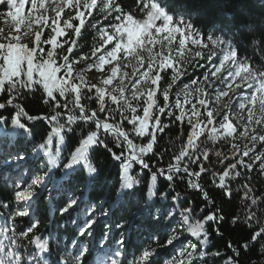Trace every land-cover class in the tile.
Wrapping results in <instances>:
<instances>
[{"label":"snow or ice","instance_id":"obj_1","mask_svg":"<svg viewBox=\"0 0 264 264\" xmlns=\"http://www.w3.org/2000/svg\"><path fill=\"white\" fill-rule=\"evenodd\" d=\"M0 6V133L22 138L14 152L5 146L4 163L24 161L15 163L17 208L0 225V264H98V257L107 264H208L209 256L221 258V252L207 249V226L216 225L213 231L222 236L224 215L219 209L204 213L201 207L199 212L204 214L197 218L192 202L173 187L176 179L186 176L187 187L206 204L215 205L209 189L200 183L206 174L228 200L233 197L231 182L244 177L245 210L242 217L234 214L231 223L242 220L250 228L255 226L246 242H227L232 255L223 257V264H240L241 249L247 251L257 243L264 251V194H254L249 176L253 171L264 176V59L257 61L242 49V41L247 40L254 54L258 50L264 57V17L245 20L236 31L220 29L222 34L216 35L186 18L197 11L192 0L186 7L176 0H134L128 7L121 0H0ZM94 15L113 22L102 27L99 21L89 23ZM86 26L97 29L100 43L81 53L79 42ZM193 66L205 69L203 74L185 80ZM90 72L97 73L95 82L87 75ZM37 92L50 108L47 115L26 110L24 101ZM90 101L95 107H89ZM10 109L14 111L9 120L3 112ZM165 116L169 123L162 122ZM36 120L46 121L49 129L39 142L33 140L35 156L26 158L19 149L33 136L31 122ZM6 122L16 131L8 133ZM171 123L181 127L186 123L189 130L178 149L165 150L170 151V160L162 165L157 137ZM108 137L119 152L109 147ZM220 142L231 151L214 150ZM99 147L120 162L119 182L110 193L115 196L113 207L124 209L131 190L140 184L129 174L134 164L149 171V199L156 195L158 177L169 182V191L159 193L162 207L149 203L132 213L131 219L115 223L122 235L147 228L146 244L131 261L123 239L103 247L112 225L92 250L81 242L74 251L63 249L53 260L49 240L38 234L40 221L30 219L27 229L17 233L15 217L29 216L28 209L49 191L50 184L68 196L58 211L69 213L79 199L73 184L86 179L87 187L99 180L100 169L93 162ZM212 155L223 165L220 171L209 172ZM36 156H42L45 164L36 166ZM153 158L157 165L150 163ZM57 169L63 171L58 178ZM169 198L171 204L166 203ZM0 207L8 208V203L0 201ZM100 214L110 213L101 207ZM138 217H144L143 224H136ZM96 223L95 218L85 221L79 235L91 236ZM181 232L187 233L183 240ZM114 244L118 247L112 251Z\"/></svg>","mask_w":264,"mask_h":264},{"label":"trees","instance_id":"obj_2","mask_svg":"<svg viewBox=\"0 0 264 264\" xmlns=\"http://www.w3.org/2000/svg\"><path fill=\"white\" fill-rule=\"evenodd\" d=\"M176 2L182 7H186L188 0H176ZM192 2L197 11H194L191 17L186 18H190L191 21L205 33L213 32L216 35H221L222 33L219 31L220 29H223L225 33L228 32L229 29L236 31L237 24L243 23L245 20L259 21L264 17V0H192ZM121 3L128 7L133 5L134 0H121ZM96 21H99L101 27L113 22L111 18L103 20L102 16L94 15L89 23ZM96 32L97 29L86 26L79 42L78 50L81 53L90 52L93 45H98L100 43ZM242 49H247L244 54L253 56L257 61L264 59V57H261L258 50H256L254 54L253 48L248 44L247 40L242 41ZM200 63H204V61H200ZM204 70L205 69L203 68L195 66L191 67L189 69V75L185 77V80L191 79L193 76H201ZM166 82L167 77L165 78V81L161 82L162 87ZM174 91L175 89L173 92ZM24 104L26 110L29 111L31 115L42 116L47 115L50 112L49 106L42 103L41 93L39 92L29 94V98L24 101ZM88 104L89 107H95V103L92 101L88 102ZM13 111L14 110L12 109L4 111L3 115L10 120ZM161 119L163 123L170 122L167 116L162 117ZM31 127L33 129V136L28 137L27 142L19 149L24 153L26 158L35 156L31 151L33 140L39 142L49 129V125L44 120L31 122ZM88 127H90V125L85 126V130ZM188 130L186 123L183 127L178 123H171V126L165 129L163 134H158L157 148L161 150L164 156V159L159 161V164L166 165L169 162L170 151L165 150L178 149ZM6 131L12 133L16 130H14L10 123H7ZM79 135H81V132L79 128H77L75 136L79 137ZM0 139H3L5 143L4 147L0 148L4 149L0 154V161L4 159L5 146H7L8 150L14 152L17 150L16 145L22 143L21 137H5L2 133H0ZM137 142L144 141L137 138ZM107 143L114 151H120V149L115 147V141L111 137L107 138ZM53 147H55V143ZM221 149L227 152L231 151L224 148L223 142L214 146V150ZM93 155V162L97 165L98 169H100L99 180L95 184H89L87 187L86 179H78L73 184V192L75 196L79 198L75 208L70 209L69 213L61 215L58 209L66 203L68 196L64 192L57 193L50 184L48 186L49 191L43 192L39 201L29 208V216L15 217L14 226L17 233H19L21 230L27 229L30 219H38L40 221V227L37 230L38 234L49 240L53 254L52 259L54 260L56 255L62 254L63 249L68 248L69 251H74L76 247L80 246L81 242H83L89 250H92L95 241L100 237L101 233L108 231L109 225H112L113 227L111 231H108V239L103 245L123 239L127 245L126 252L128 259L131 261L133 255L137 254V249L146 244L147 228H134L132 231L122 235L123 230L114 227V225L117 221H121L122 219H131L132 213H135L139 207H147L149 203H155L157 207H162L159 203V193L161 191H169V182L163 177H158L156 183V195L149 199L147 196L148 188L150 187L149 171L141 170L138 165L134 164L129 170V174L139 179L140 184L131 190L132 195L126 198L124 209H121L119 205L113 207L112 204L115 196L110 193L113 192L119 182L121 173L120 162L114 160L107 149L103 147L97 148ZM149 155L151 156V154ZM210 160L211 163L207 164L209 172L213 170L220 171L222 169L223 165L218 164L215 155H212ZM33 163L36 166H42L45 164V159L42 156H36ZM150 163L157 165V160L153 158L150 160ZM55 171L57 178L63 175L62 169H57ZM152 171H155V168H153ZM11 172V169L5 170L0 168V201L8 203V208L0 207V225H3L5 220L10 214H14L17 208V203L13 199V194L14 183L18 177L11 176ZM249 176L251 177V187L255 190L254 194L258 196L264 194V176L259 175L256 171L249 173ZM187 179L188 177L186 176L183 179H176L173 182V187L176 191L182 193L185 200L192 202L193 206L197 209L196 217L199 218L204 213L219 209L227 222L226 225L221 228L223 233L222 236H217L213 231V228L216 225L209 222V225L207 226L210 234L209 243L206 246L207 249H210L212 252H216L217 250L221 252V258L209 256L208 264H215L216 259H220V264H223V257L232 255V252L227 249V242L231 241L234 244L246 242L250 238L255 227H248L242 220L236 225L231 223V218L234 214H239L242 217L245 210L243 207L245 202L241 199V194L243 192L241 185L245 182L244 177L242 176L239 180L231 182L233 189V197L231 200L221 196L220 190L214 188L209 183V180L211 179L209 175L206 174L200 177V183L202 186L209 189L211 197L216 201L215 205L206 204L197 192L189 189L187 187ZM77 184L79 185L78 187L76 186ZM166 203L171 204V199L169 198ZM181 206L185 205L182 204ZM101 207L107 209L110 214L108 216L101 215ZM201 207L204 208V213L199 212V208ZM112 212L115 214L112 215ZM91 218H95L97 221L93 226L92 235L80 236L79 229L84 225L85 221ZM262 220H264V217H262ZM135 222L138 225L143 224L144 217L136 218ZM168 223V221H165V227L168 226ZM186 236V232L179 233V238L181 240L185 239ZM21 243L24 244L27 251L32 250L31 247L27 245L26 240H22ZM113 247L117 248L118 245L114 244ZM99 258L100 257L97 258L98 264H100ZM239 260L240 264H264V251L261 250L260 243L250 247L247 251L241 249Z\"/></svg>","mask_w":264,"mask_h":264},{"label":"rangeland","instance_id":"obj_3","mask_svg":"<svg viewBox=\"0 0 264 264\" xmlns=\"http://www.w3.org/2000/svg\"><path fill=\"white\" fill-rule=\"evenodd\" d=\"M87 75L89 76V78L90 79H92L93 80V82H95V77H96V75H97V73H95V72H90V73H87ZM175 92V91H174ZM15 130V129H14ZM237 143H242L241 141H237ZM4 145H5V143H4V141H3V139H0V148L1 147H4ZM224 148L227 150V149H229L228 147H227V145H224ZM4 149H0V154L2 153V151H3ZM230 150V149H229ZM15 163H19V164H23L24 163V161H14V162H12V163H10V164H8V165H5V163H4V159L3 160H1L0 161V168L1 169H5V170H8V169H11L12 170V172H11V176H16L17 177V172H18V170L17 169H15ZM10 176V177H11ZM31 201H28V202H25V203H30ZM78 203V202H77ZM28 211H29V209H28ZM108 245L109 244H105V245H103L105 248H107L108 247ZM115 249L116 248H114L113 247V249H112V251H115ZM122 259V258H121ZM99 263L103 260L104 261V264H107V261L106 260H104V258H102V257H100L99 258Z\"/></svg>","mask_w":264,"mask_h":264}]
</instances>
